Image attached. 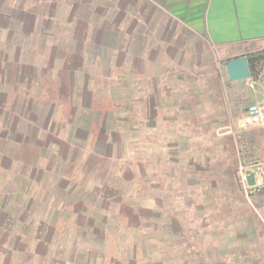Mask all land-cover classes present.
Listing matches in <instances>:
<instances>
[{
    "label": "rangeland",
    "instance_id": "1",
    "mask_svg": "<svg viewBox=\"0 0 264 264\" xmlns=\"http://www.w3.org/2000/svg\"><path fill=\"white\" fill-rule=\"evenodd\" d=\"M24 4L28 10L40 11L31 30L19 27L22 23H15L16 27L12 26L14 22L11 26L0 24V213L5 202L14 218L22 217L27 210L30 216L27 224L42 216L49 225L57 222V204L65 201L64 212L69 215L72 204L83 201L87 214L76 209L71 217L73 220L76 214L90 217L88 214L95 210L87 195L99 192L105 181L103 176L112 171L126 192L129 186L142 204L156 207L162 227L168 223V217L175 221L171 250L172 256L182 264H264V194L253 196L246 192L241 179V142L232 133L235 124L246 114L252 93L245 81L237 85L229 81L225 65L228 57L205 43L200 48L195 40H187L190 35L182 29L174 31L173 37L181 38L173 40L174 48L181 49L177 52L178 58L180 55L195 58L200 54L210 62H203L202 67L189 74L184 71L183 76H179L183 72L182 65L170 67L176 77L161 78L164 99L179 94L178 90H186V94L188 90L199 92L184 99V110L154 108L159 119L151 126L149 111L154 107V96L148 77L143 73L154 70L162 59L161 56L152 59L146 45L148 40L135 39L133 22L134 38L126 24H122L121 29L122 0H0V19L2 10H20ZM136 4L143 5L135 2L133 6ZM56 40H87L88 50L82 55L88 58L78 65L74 94L71 92L77 109L64 96L69 95L67 85L62 88L61 80L57 79L66 81L68 78L63 63L56 62L53 69L47 63ZM157 43L150 48L157 47L164 54L167 46ZM182 43L186 46L181 47ZM234 50L229 52L234 54ZM68 53L71 55L72 50ZM165 53L162 62L168 69V64L175 59L168 49ZM254 80L264 87V61ZM87 89L94 93L93 107L84 111L79 105ZM62 94L63 103L52 105L46 119L36 122L31 118L44 107L48 97L57 96L60 100ZM201 97L211 109L208 117L198 113L196 108L202 104L198 101ZM226 106L230 119L226 118ZM22 110L27 111L26 116L18 117ZM96 110L103 114L115 112L116 123L130 144L127 156L118 157L114 152L115 162L107 160L103 149L93 147L94 129L86 139L80 136L78 131L85 126L82 118L93 125ZM47 135L46 149L40 146L41 149L23 150L22 146L27 145L23 144L25 139L33 136L34 144L45 141ZM244 138L264 156V129L247 131ZM74 142H80L79 149ZM65 143L71 147L66 154L61 149ZM35 157L37 161L32 163ZM129 166L133 177L127 174ZM248 177L253 184L251 174ZM24 178L29 179L27 191H22ZM101 210V216L107 214L111 220H116L120 214L118 208L110 211L103 206ZM111 220L108 221L112 231H108L107 255L113 259L126 253L127 245L136 241V236H127L122 227L113 226ZM3 222L0 217V224ZM34 224L30 229H26V224L14 227L10 221L0 226V264H43L42 249L46 247L36 249L37 226ZM48 225L43 228L45 240L50 235ZM58 226L50 240L53 244L47 247L52 252L49 261L54 264H58L56 258L61 257L54 244L57 235L58 239L62 237L63 222ZM26 232L30 247L18 250L13 246L14 235L23 234V237ZM87 239L88 236L79 245L83 253L88 247L96 251L100 248L94 237ZM1 241L5 243L1 245Z\"/></svg>",
    "mask_w": 264,
    "mask_h": 264
},
{
    "label": "trees",
    "instance_id": "2",
    "mask_svg": "<svg viewBox=\"0 0 264 264\" xmlns=\"http://www.w3.org/2000/svg\"><path fill=\"white\" fill-rule=\"evenodd\" d=\"M31 24L32 23H30V25ZM24 30H31V27H26L24 28ZM87 47V40H56V43L52 46V48H50V54L47 58V63L49 64L50 68L53 69L56 62H62L65 68V72H68V78L66 81L61 78L57 79L61 80L62 88H64L63 86L67 85L66 89L69 90V95L64 94V96L68 99V102L71 104V106H74V109L78 108L77 105L72 103V99L75 98H73V96L71 95V92L72 94H74L75 89V72L77 71L78 65L84 63V60L88 58L86 56L84 58V56L82 55L86 50H88ZM71 50L72 54L69 55L68 51L70 52ZM247 57L251 67V78L254 79L256 78L259 65L262 61H264V51L250 54ZM33 69H35V67H33ZM57 71L58 70L56 69L55 72L57 73ZM58 75L61 76L60 71H58ZM93 94L94 93L91 89L85 90V92L83 93L84 99H81L79 109L81 108L84 111H89L92 109ZM64 96L62 94V96H60V100L56 98L57 96L48 97V100L45 102L44 107L41 108L39 112H34V114L31 115V118L36 122H39L42 119H46L45 117L48 115V109L51 108V106L54 104L63 103V99H65L63 98ZM23 111L26 110H22L21 112H19L17 114L18 117H21L23 115L26 116L25 113H27V111ZM96 111V121L93 125L89 124V122L85 118H82L85 122V126H82L83 128L78 131L80 136H82L83 139H86L87 135L92 131V129H94L93 132L95 135L91 140L93 147L96 150L103 149L105 158L107 160L111 159L112 162H115V159L113 158L114 152H116L115 154L118 157L127 156L126 151L128 148H130V144H127L125 135L121 133L119 125L116 123L117 117L115 115V112L111 111L103 114V111ZM85 114L90 113L85 112ZM85 114L82 113L83 116H86ZM149 117L152 121L151 126H153L155 123V119L157 118V110H154V107L149 111ZM48 136L49 135H47L45 141L35 142L34 144L33 136L32 138L25 139V141H23V144L27 143V145L22 146L23 150H25L26 152L33 149H46L47 144L45 142L48 140ZM74 144L76 149H79L80 142H74ZM61 149L62 153L66 154L70 151L71 147L69 143H65L64 147ZM53 155L59 156V154L57 153H53ZM137 159L138 158L135 157V161H137ZM36 161V157L31 160L32 163H35ZM57 162L58 160L56 161V163ZM34 166L38 167V165L36 166V164H34ZM137 167H139V164L137 165ZM113 169L114 168L112 167V170ZM132 173L133 172L131 170V167L129 166L127 173L128 176L133 177ZM103 179H105V181H103V184L100 186L101 190L99 192H92V194L87 195V197H90L91 203L93 204V209L98 213V215H96L95 212L93 214H91L92 212H90L88 214L91 215L90 217H84L76 214L77 216L73 220L71 216L72 214H74L73 212L76 209L82 210L83 213L87 214L88 209L84 208V202L82 201L83 203L76 202L72 204L73 208L70 210V213L68 215V213L64 212V209L67 208V203L65 201H62L61 203L57 204L56 207L59 211L56 223L54 222L48 225L46 223V220H44V217L41 216L36 221H31L29 224H27V220L30 217L28 216L29 212L27 210L22 213V217L17 216V218H14L15 215H11V213L7 210V208L10 206H6V203L4 202L0 217L4 220V222L10 221V223H12L14 227L16 225L26 224L28 227L26 229H30L31 224L35 223L34 225L37 226L35 240L38 241L36 249L46 247L45 249H42L44 251L41 255L43 264H54L52 260L49 261L52 252L47 247L53 244V241L50 240L56 235L55 228L58 229L60 221H62L64 224L61 232L62 237L58 239L59 235H57L56 243L54 244L57 247L56 250L58 251V253L61 254L60 258H56L58 264H182L180 260H177V257L172 256L173 250H171V247H173V245L170 243V239L173 237V232L176 229L175 221H172L170 217H168V223L164 227H162L161 223L159 222L160 215H158L156 207L150 204H142L140 197L138 195L134 196V193L130 192L129 186H126L128 188V191L126 192L124 188L125 186H122L120 179L115 176L114 172L111 171L109 175L103 176ZM27 180L29 179L24 178V181L21 182L23 189L22 191H27ZM60 188L61 194H63L64 190L62 189V187ZM61 197H63V195ZM84 197L85 196L83 195V198ZM103 206L105 208H108L110 211L114 208H118V210L120 211V214L116 216L118 218H116V220H111L112 218H110L107 214H104L105 217L101 216L102 214L100 211H102L101 209H103ZM43 216H45V214ZM86 218L89 222L88 224H86ZM110 220L112 221L111 224L113 226L118 225L119 227H122L127 236H136V241H133L130 244L131 247L129 246V244L127 245V254H118V257L115 256V258L113 259H110L107 255L110 241L108 231H112L108 228V221ZM123 221L125 224H123ZM99 222H102V224H99ZM3 223H1L0 226H2ZM47 225L49 227H47V229H49L50 235L45 240V238H43V228ZM85 227H87L86 230H83ZM75 229L78 230L75 231ZM129 230H134V232ZM8 231L10 235L11 231ZM80 234L81 236L79 237ZM22 235H14L13 246L18 250L21 248V250L25 251V249L30 247V238L27 232L24 233L23 237H21ZM86 236H88L87 240H91L92 237H94V239L98 241L100 248L97 249V251L93 249V247L86 248L85 253H83L82 250H79L80 242L82 245V241L86 238ZM7 241L9 244L10 237L7 239ZM1 242V245L5 243L4 241ZM77 242H79V244ZM71 243L73 244L70 246L69 244Z\"/></svg>",
    "mask_w": 264,
    "mask_h": 264
},
{
    "label": "crops",
    "instance_id": "3",
    "mask_svg": "<svg viewBox=\"0 0 264 264\" xmlns=\"http://www.w3.org/2000/svg\"><path fill=\"white\" fill-rule=\"evenodd\" d=\"M124 2L122 0V4L120 5L122 16L121 29L122 24H126L131 33L133 22L136 26L135 39L148 40L146 45L149 47L148 50H151L153 60H157L161 56L163 61L164 56L167 55L165 49H168L175 59L172 64L170 63L171 61L169 62L168 69L165 68L164 62L158 60L160 61L159 66H155L151 72L143 73L148 77L149 85L152 87L155 109L178 108L184 110L186 109V106H184V101L186 100L184 99L187 96H195L199 92L188 90L189 92L186 94V90H178L179 94L164 99L161 95V89H163L161 88L163 84H160L161 78L176 77L170 70V67L172 69V66L182 65L183 72L179 76H183L186 73L189 74L191 70L194 72V70L200 68L199 66L202 67L203 62H210L203 55L201 58L200 54L197 55V53L195 54L197 55L195 58L192 56L187 58L185 55H180V58H178L177 52L181 49L178 51L174 48L173 44L176 43H173V40H181V38L173 37L174 31L182 29L188 32L190 37L187 40H195L200 48L204 43L208 46L210 45L217 52L220 50L223 55L228 57V60L264 51V0H125ZM135 2H142L143 5L139 6L136 4V6H133ZM19 9L14 11L2 10L3 16L0 19V24H5L2 26H11L14 22L13 27L18 26L15 23H22L19 27L23 28L32 27L33 25H30V23L33 22L35 17H39L38 13L40 11L28 10L25 8V4ZM131 36L134 38L133 33H131ZM182 40H186V38ZM156 43L161 47L167 46V48H164V54L157 47L150 48L152 45H156ZM183 45L184 47L186 46V44L182 43L181 47ZM234 48H238V50L235 51ZM232 50H234V54L229 52ZM232 83L237 85L244 82ZM245 83L252 93V102H250L246 109V111H249L251 107L263 99L264 87L261 82L253 78L245 81ZM202 98L198 100L202 104L196 105V108L198 113L208 117L212 114L211 109L209 106L206 107L204 104L206 100L204 101ZM161 101L165 102L162 104ZM225 109L227 110L226 118L230 119L228 106ZM157 119L159 117L155 119V123L158 121ZM239 121L235 124V130L238 128ZM262 199L264 201V195Z\"/></svg>",
    "mask_w": 264,
    "mask_h": 264
},
{
    "label": "built area",
    "instance_id": "4",
    "mask_svg": "<svg viewBox=\"0 0 264 264\" xmlns=\"http://www.w3.org/2000/svg\"><path fill=\"white\" fill-rule=\"evenodd\" d=\"M251 80V79H250ZM264 129V97L240 119L238 128L232 133L240 138L242 152L241 179L250 195L264 194V156H261L255 147L243 140L247 131ZM245 139V138H244ZM249 174L253 178V184L249 182Z\"/></svg>",
    "mask_w": 264,
    "mask_h": 264
},
{
    "label": "water",
    "instance_id": "5",
    "mask_svg": "<svg viewBox=\"0 0 264 264\" xmlns=\"http://www.w3.org/2000/svg\"><path fill=\"white\" fill-rule=\"evenodd\" d=\"M226 70L230 82L251 79V67L247 56H240L226 62Z\"/></svg>",
    "mask_w": 264,
    "mask_h": 264
}]
</instances>
